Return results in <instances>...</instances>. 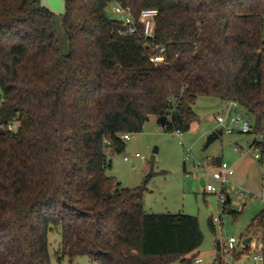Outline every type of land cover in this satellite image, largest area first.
<instances>
[{
  "label": "trees",
  "instance_id": "16d2710c",
  "mask_svg": "<svg viewBox=\"0 0 264 264\" xmlns=\"http://www.w3.org/2000/svg\"><path fill=\"white\" fill-rule=\"evenodd\" d=\"M116 5L131 9L137 35L109 16ZM65 8L67 52L41 0H0V125L16 124L0 127V264H51L49 234L60 227L71 262L197 264L199 219L147 213L144 187L107 175L108 154H122V136L152 118L189 130L200 98L238 103L260 134L264 0H65ZM145 10L158 12L153 38L139 23ZM157 46L167 52L161 64L150 59ZM251 147L264 155V143ZM257 229L264 255V211Z\"/></svg>",
  "mask_w": 264,
  "mask_h": 264
},
{
  "label": "rangeland",
  "instance_id": "374dc122",
  "mask_svg": "<svg viewBox=\"0 0 264 264\" xmlns=\"http://www.w3.org/2000/svg\"><path fill=\"white\" fill-rule=\"evenodd\" d=\"M41 2L57 16L60 45L67 52L69 37L61 24L66 10L65 0ZM113 8L109 9V16L119 19ZM193 110L196 119L181 135L159 126L158 119L152 118L142 133L131 134V140L125 141L126 150L122 154H108L112 169L107 175L121 183L123 188L144 187L145 210L149 214L197 217L204 242L194 256L203 259L202 264H217V245L222 248L230 238L238 241L236 250L228 254L220 251L222 264H256L255 252L263 253L262 230L253 231L250 226L264 211V155L250 148L255 135L230 134L219 127L216 117L223 111L219 100L200 98ZM215 131H222V135L205 148L209 135ZM236 147L240 148L239 152L235 151ZM257 155L260 159L256 158ZM125 157H130V161ZM219 160L235 170V175L225 186L231 201L226 211H223L224 205L218 195L205 192L201 184L204 179L218 185L211 175ZM215 218L219 222L216 223ZM248 238L252 239L245 248L243 243ZM61 245L62 229L54 228L49 234L51 264H97L87 257L71 262L69 257L62 256ZM174 264L184 263L178 260Z\"/></svg>",
  "mask_w": 264,
  "mask_h": 264
},
{
  "label": "built area",
  "instance_id": "2783aa9c",
  "mask_svg": "<svg viewBox=\"0 0 264 264\" xmlns=\"http://www.w3.org/2000/svg\"><path fill=\"white\" fill-rule=\"evenodd\" d=\"M114 13L119 16V20L122 22L124 30L131 35L138 34V23L136 22L130 8H125L121 5H116L113 8ZM158 16V12L155 10H145L142 12L139 23L143 27V34L145 38H153L154 36V22L155 18ZM157 53H153L150 56V59L155 64L164 63L166 60V49L157 46L155 48ZM150 55V54H149ZM217 124L223 130H226L230 134L234 133H242V134H253L255 131V123L254 121L249 118L244 110L240 107V105L236 102H230L224 105L223 111L216 117ZM2 128H7L13 131L16 128L15 123H11L9 125H0ZM179 135L182 133L177 131ZM124 141L131 140L130 134H125L122 136ZM255 142L258 144L264 143V123L263 129L260 134L255 136ZM235 151L239 152L240 148L236 147ZM258 151V150H257ZM136 157H139L137 154ZM256 158L260 159V156L257 155ZM126 161H130V157H125ZM235 175V170L233 166H230L226 162H221L218 169L211 175L212 179L217 182L218 185H214L211 183H207L205 180L204 190L207 193L216 194L218 195L221 203L223 205L229 199L227 195V191L225 186L230 183V179ZM248 197V195H245ZM262 201L264 203V193L262 197ZM214 221L217 223L219 222L218 218H215ZM238 241L235 238H230L222 248L220 247V251L222 254H228L236 250ZM244 247V245H243ZM254 262L256 264L264 262V255L263 253L255 252L254 255ZM197 264H202L203 259H197Z\"/></svg>",
  "mask_w": 264,
  "mask_h": 264
},
{
  "label": "water",
  "instance_id": "95a60500",
  "mask_svg": "<svg viewBox=\"0 0 264 264\" xmlns=\"http://www.w3.org/2000/svg\"><path fill=\"white\" fill-rule=\"evenodd\" d=\"M167 122H168V117L167 116L160 117L157 120V124L159 126H164ZM219 137H220V135L216 131L211 133L209 135V137H208V140H207V143L205 145V148H209L217 139H219ZM155 152H157V151H155ZM201 184H202L203 187L205 186L204 179L201 180ZM250 241H251V238H249V239L244 241L243 245H244L245 248L249 245Z\"/></svg>",
  "mask_w": 264,
  "mask_h": 264
},
{
  "label": "crops",
  "instance_id": "0c3cea01",
  "mask_svg": "<svg viewBox=\"0 0 264 264\" xmlns=\"http://www.w3.org/2000/svg\"><path fill=\"white\" fill-rule=\"evenodd\" d=\"M224 105L225 104H222V110H223V108H224ZM253 144V143H252ZM252 144L250 145V148H252L251 146H252ZM222 161L221 160H219V161H217L216 163H217V165H216V168L218 169V167H219V165H220V163H221ZM234 168V167H233ZM216 169V170H217ZM231 202V201H230ZM249 239V238H248ZM252 239V238H251ZM247 240V239H246Z\"/></svg>",
  "mask_w": 264,
  "mask_h": 264
}]
</instances>
